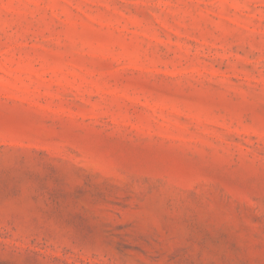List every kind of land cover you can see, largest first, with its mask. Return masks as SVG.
Instances as JSON below:
<instances>
[{
	"label": "rangeland",
	"instance_id": "obj_1",
	"mask_svg": "<svg viewBox=\"0 0 264 264\" xmlns=\"http://www.w3.org/2000/svg\"><path fill=\"white\" fill-rule=\"evenodd\" d=\"M0 264H264V0H0Z\"/></svg>",
	"mask_w": 264,
	"mask_h": 264
}]
</instances>
